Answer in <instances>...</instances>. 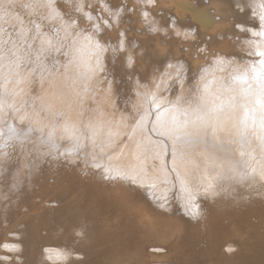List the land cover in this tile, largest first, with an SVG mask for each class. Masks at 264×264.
Instances as JSON below:
<instances>
[{
	"label": "bare ground",
	"instance_id": "obj_1",
	"mask_svg": "<svg viewBox=\"0 0 264 264\" xmlns=\"http://www.w3.org/2000/svg\"><path fill=\"white\" fill-rule=\"evenodd\" d=\"M10 1L20 6L0 11V264H264V0L243 11L236 0H55L81 37L23 7L41 0L0 6ZM81 2L91 20L74 11ZM20 9H33L31 27ZM3 17L18 32L3 33ZM145 89L167 95L149 110ZM201 97L221 108L196 120ZM185 119L195 123L173 132Z\"/></svg>",
	"mask_w": 264,
	"mask_h": 264
},
{
	"label": "snow or ice",
	"instance_id": "obj_2",
	"mask_svg": "<svg viewBox=\"0 0 264 264\" xmlns=\"http://www.w3.org/2000/svg\"><path fill=\"white\" fill-rule=\"evenodd\" d=\"M146 2L149 5H153L157 3V0H146ZM243 3V0H236V4L235 7L239 10V11H243L244 9L241 7V4ZM55 4V0H41V2L39 4L33 5V4H24L23 7L25 8H43V9H47L48 10V18L49 19H61L64 29L66 32L71 31L72 33L75 34L76 37H81V34L79 31H77L78 28V23H77V19L74 18L72 15L68 14L67 12L65 13L66 15H68V20H63V18L60 16V13L57 11V9L54 7ZM85 7L88 8H92L91 4L85 5L84 3H79L75 6L74 11L76 13H81L83 14V16L87 17L88 20L92 19V16L90 15L89 12L85 11ZM93 11H95V8H92ZM116 16H119V11H117L115 13ZM148 13L145 12L144 16L147 17ZM70 21V22H69ZM102 23L106 26V27H111V25L109 24L108 20H103ZM37 30L39 29V25H36ZM236 27H239V25H236ZM97 31H100V27L99 25L95 26ZM159 29L155 26L152 25V27L150 28V31L152 32H157ZM121 35H123L121 33ZM83 40L87 41L89 44L92 43V37L90 35L88 36H83L82 37ZM96 47L99 48V44H96ZM124 45H123V41H121L120 43V48L121 50L123 49ZM78 51V50H77ZM259 55L264 56V53H259ZM128 62L129 64L132 63V58L129 56L128 58ZM253 72L255 73V75L257 77H259L261 75V73L259 72H255V69H253ZM192 78L190 77V80ZM144 100L145 102L148 104L149 110H151L152 106L157 104V100L158 97H156V95L154 93H152L151 95L149 94L148 90L145 89L144 92ZM169 105H173L172 101L168 102ZM177 105L181 104V103H187L186 100H182L181 98L177 97L176 102ZM256 103H260V101H256ZM241 107L244 109L240 118V122L242 124H246L248 118H249V112L248 109L244 106L241 105ZM221 106L220 105H216V104H210L209 102L205 101L203 97H201L197 102H196V106L194 108H192V113L196 114V120H202L203 119V115L206 114L207 111H218L220 110ZM138 113H131L132 116V120L135 121L136 115ZM184 115L187 117L189 115V113L187 112V110H185ZM262 122H264V117H261ZM189 123H195V121L192 120H188L185 119L183 123H178L175 120L172 121V131L175 133H179L183 128H186ZM87 128H92L93 125L91 122H89L88 125H86ZM10 132H13L15 134V130L12 129L11 127L9 128ZM29 132L32 131V129L28 130ZM53 133H49V138L51 139ZM61 155H63V153H61ZM96 168H100L101 165L100 164H96L94 165ZM105 171H108V169H105ZM190 215H192L193 217H195L196 215H198L197 212L192 211L189 213Z\"/></svg>",
	"mask_w": 264,
	"mask_h": 264
},
{
	"label": "rangeland",
	"instance_id": "obj_3",
	"mask_svg": "<svg viewBox=\"0 0 264 264\" xmlns=\"http://www.w3.org/2000/svg\"><path fill=\"white\" fill-rule=\"evenodd\" d=\"M15 1L18 2L19 0H18V1H17V0H14V2H15ZM16 2H15V3H16ZM19 2H20V1H19ZM19 2H18L17 4H20ZM165 2H166L165 4H167L168 1H165ZM11 3L14 5V3H13L12 1H10V2L6 3V4L3 6L4 9H3L2 6H0V11H3V10H5V9H6V10H9L10 5L12 6V7H10V9H12V8H13V5H12ZM163 3H164V2L162 1V2L159 4V7H160L161 9L164 8V4H163ZM168 3H169V2H168ZM7 4H8V6H7ZM17 4H15L14 6H15V7H16V6L19 7L20 5L18 6ZM5 7H6V8H5ZM18 9H19V8H18ZM20 10H21V9H20ZM30 11H31V13H30ZM30 11H29V14H28V12H27V14H25V11H24V12H23L22 10L20 11V13L23 12V13L26 15V16H24V14L22 13V17H24V20L26 19L27 22H26V20L24 21L23 19H21V18H22L21 15H20V17H19L20 19H17L18 22L21 23V24H22L23 21H24V24H22V26H24V25L26 24V27H27V28H28L29 26L31 27V25H28V26H27V23H28V21H29L28 19L30 18V14H31V18H30L31 20L29 21V23H33L34 20H36V19H35V16H34V13H33V9H31ZM27 15H29V18H28ZM26 17H27V18H26ZM5 19H6V18L3 17V20H4L3 22H4L6 25H4V29L2 30V32H3V33H4L5 31H6V32H7V31H8V32H11V33H13V32H18V30H19V29H18V26L16 25V26H17V29H16V28H15V23H14V26H13V23H12V21H11L10 19H6V20H5ZM10 21H11V22H10ZM7 22H8V24H7ZM46 22H48V25H52V24L50 23V22H51L50 20H49V21H46ZM11 23H12V24H11ZM29 23H28V24H29ZM9 24H10V27H8ZM87 24H88V23H85V26H86V27H87V26L89 27V25H87ZM2 25H3V23H2ZM46 25H47V23H46ZM22 26H21V27H22ZM11 27H12V28H11ZM24 27H25V26H24ZM26 27H25V28H26ZM88 27H87V28H88ZM7 28H9V29H7ZM10 28H11V29H10ZM14 28H15V29H14ZM49 28H50V30H51V28H52V30H53V27H52V26H49ZM82 29H85V27H83ZM67 34H69V33H67ZM104 34H105V33H102V34H101V37H102V38H103ZM62 36H64V35H60V38H62ZM63 40H64V42H62V48L64 47V44H65V43H66L65 45H67V42H65V40H66L65 37L62 38V41H63ZM147 84H148V85H147ZM143 85H145L144 88H147V89L151 87V85H150L149 83H146V84L144 83ZM146 85H147V86H146ZM1 86H2V85H1ZM2 88H3V87H2ZM2 88H1V90H2ZM151 88H152V87H151ZM153 88H154V87H153ZM153 92H154V91H153ZM155 93H157V96H156V97H158V101H159V99L161 100V97H163V99H164V97H166V95H167V94H166V95L161 96L160 93H158L157 91L154 92V94H155ZM2 94H3V93H2V91H1V92H0V95H2ZM158 94H159V96H158ZM165 99H166V98H165ZM24 110H25V109H24ZM25 111H27V110H25ZM13 117H15L14 120H13V121H15V119H16V114H15V115H12V117H9V118L12 120ZM9 118H8V120L11 121ZM21 119H22V120H21ZM21 119H19V117H17V119H16L17 123H18V121H20L19 123H22V122H25V121H26L25 118H21ZM76 162L79 163V161H76ZM76 162H74L73 166H76V164H77V167H78V165H79L80 163L78 164V163H76ZM75 163H76V164H75ZM82 164L84 165V163H81V165H82ZM77 167H75V168H77ZM83 173H84V171H81V174H83ZM164 207L168 208L169 210H171V209L173 210V209H175V208H178V209H177V212H179V213H180V212H181V213L183 212V209L180 210V209H181L180 207H174V206L172 207V206H170L169 203H165V204H164ZM169 207H170V208H169ZM171 207H172V208H171Z\"/></svg>",
	"mask_w": 264,
	"mask_h": 264
},
{
	"label": "water",
	"instance_id": "obj_4",
	"mask_svg": "<svg viewBox=\"0 0 264 264\" xmlns=\"http://www.w3.org/2000/svg\"><path fill=\"white\" fill-rule=\"evenodd\" d=\"M205 15H207L206 13H205ZM212 19V18H211Z\"/></svg>",
	"mask_w": 264,
	"mask_h": 264
}]
</instances>
